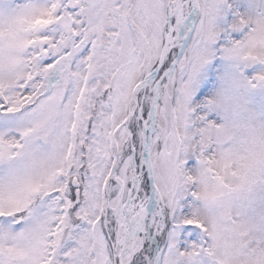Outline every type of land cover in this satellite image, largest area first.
<instances>
[{"label": "snow or ice", "instance_id": "obj_1", "mask_svg": "<svg viewBox=\"0 0 264 264\" xmlns=\"http://www.w3.org/2000/svg\"><path fill=\"white\" fill-rule=\"evenodd\" d=\"M0 264H264V0H0Z\"/></svg>", "mask_w": 264, "mask_h": 264}]
</instances>
